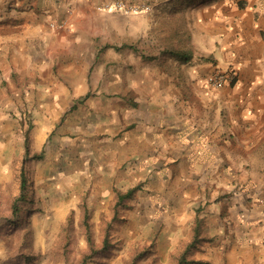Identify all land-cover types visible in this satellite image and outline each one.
Here are the masks:
<instances>
[{"label":"rangeland","instance_id":"1","mask_svg":"<svg viewBox=\"0 0 264 264\" xmlns=\"http://www.w3.org/2000/svg\"><path fill=\"white\" fill-rule=\"evenodd\" d=\"M167 1L105 0L93 6V12L119 17L85 44L90 52L74 59L90 73L87 100L63 106L0 101V264H83L87 257L86 264H178L198 218L200 239L186 255L188 264H264L262 220L244 214L242 171L223 169L217 185L180 134L165 147H136V71L155 61L164 67ZM174 1L200 6L217 0ZM251 2L257 8L261 0ZM136 17L153 25L156 54L139 38ZM8 89L11 97L20 91ZM27 135L31 155L42 159L25 160ZM189 140L195 146V137ZM23 171L26 194L14 215ZM131 189L132 196L118 204Z\"/></svg>","mask_w":264,"mask_h":264},{"label":"crops","instance_id":"2","mask_svg":"<svg viewBox=\"0 0 264 264\" xmlns=\"http://www.w3.org/2000/svg\"><path fill=\"white\" fill-rule=\"evenodd\" d=\"M103 1L0 0V90L6 84L0 101L63 106L85 100L90 73L74 59L90 52L85 44L119 17L92 11ZM191 4L166 2L164 67L155 61L136 71V147H165L180 134L217 185L223 169L242 171L244 214L261 218L264 243V0L261 8L251 0ZM146 19L136 17V30L156 54V34ZM65 20L64 30L51 28ZM216 68L233 76L220 89L207 81ZM194 137L195 146L189 143Z\"/></svg>","mask_w":264,"mask_h":264},{"label":"trees","instance_id":"3","mask_svg":"<svg viewBox=\"0 0 264 264\" xmlns=\"http://www.w3.org/2000/svg\"><path fill=\"white\" fill-rule=\"evenodd\" d=\"M82 102V101H81ZM43 158V154H37L35 153L34 155H31V149H30V144H29V136L27 135L26 137V143H25V160L28 159H36V160H40ZM20 191H21V197L17 198L14 203H13V213L14 215H18L19 213V202L23 199L24 195L26 194V187H27V176L26 173L23 171L21 173V179H20ZM134 189L128 190L125 194L119 195L118 197V204L128 198H130L132 196V194L134 193ZM89 212L87 210H85L84 212V217H83V225L86 229L87 232V239H88V243H89V250L93 251V253L95 252V244L93 242V239L90 235V225H89ZM200 234H201V226L199 223V218L197 220V226L195 227L194 230V238L193 241L191 243L188 244V246L186 247V249L184 250V253L181 255V257L179 258L178 264H188L189 261H187V253L193 249L196 248L197 243L199 242L200 239ZM88 258V257H87ZM87 258L83 261V264L87 263ZM89 258H92V256H90Z\"/></svg>","mask_w":264,"mask_h":264},{"label":"built area","instance_id":"4","mask_svg":"<svg viewBox=\"0 0 264 264\" xmlns=\"http://www.w3.org/2000/svg\"><path fill=\"white\" fill-rule=\"evenodd\" d=\"M116 7H122L121 3H116ZM143 10H145V12H149L150 11V7H145ZM136 11H138V9H136ZM262 14L264 16V5H263V9H262ZM67 21H65L62 24H58V25H52L53 28H58V29H65L67 27ZM233 76L228 74L226 71L220 69V68H216L214 73L211 74L207 81L208 84L213 87L214 89H220L221 87H223L225 85L226 82L228 81H232Z\"/></svg>","mask_w":264,"mask_h":264}]
</instances>
